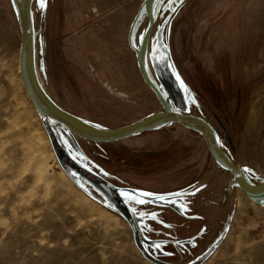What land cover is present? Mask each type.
I'll list each match as a JSON object with an SVG mask.
<instances>
[{
    "label": "rangeland",
    "instance_id": "rangeland-1",
    "mask_svg": "<svg viewBox=\"0 0 264 264\" xmlns=\"http://www.w3.org/2000/svg\"><path fill=\"white\" fill-rule=\"evenodd\" d=\"M145 3L32 0L36 70L60 109L106 130L162 110L135 55ZM152 18L145 48L165 102L207 121L257 184L264 0H165ZM19 48L14 3L0 0V264H264V203L237 191L199 133L169 124L114 143L81 140L33 108ZM141 191L182 195H171L175 205L123 195Z\"/></svg>",
    "mask_w": 264,
    "mask_h": 264
},
{
    "label": "water",
    "instance_id": "water-1",
    "mask_svg": "<svg viewBox=\"0 0 264 264\" xmlns=\"http://www.w3.org/2000/svg\"><path fill=\"white\" fill-rule=\"evenodd\" d=\"M17 13L20 32L19 71L20 77L33 108L46 119L62 126L73 136L96 144H107L125 140L138 134L147 133L163 126L173 124L199 133L205 143L208 153L215 163L224 169L234 180L236 186L244 196L254 202H264V176L260 183L252 184L244 171L236 165L221 148L211 125L204 119L190 114H183L172 110L165 102L157 86L146 77L139 62L140 49L145 47L153 28V18L148 16V25L142 40V47L135 50L138 72L143 83L152 91L162 110L140 121L121 126L116 129L106 130L96 127H86L79 124L76 118L60 109L41 89L37 80L33 56V32L31 23L32 0H12ZM151 0H146L145 10ZM110 191H115L113 185L103 182ZM121 207L124 206L119 202ZM133 237L137 239V229L134 223L130 224Z\"/></svg>",
    "mask_w": 264,
    "mask_h": 264
},
{
    "label": "bare ground",
    "instance_id": "bare-ground-1",
    "mask_svg": "<svg viewBox=\"0 0 264 264\" xmlns=\"http://www.w3.org/2000/svg\"><path fill=\"white\" fill-rule=\"evenodd\" d=\"M165 0H151L150 1V3H149V5H147V9L145 10V12L144 13H148V14H150L151 16H153V15H155V13L159 10V8H160V6L162 5V3L164 2ZM142 11V10H141ZM141 13V12H140ZM145 16V15H144ZM140 24V23H139ZM33 47H34V34H33ZM33 56H34V48H33ZM139 62H140V64H141V67H142V69H143V71H144V73H145V75H146V77L149 79V81H151L152 83H154L155 84V82H154V78H153V76L151 75V71H150V68H149V60H148V56H147V52H146V48L145 47H143V48H141L140 49V53H139ZM34 66H35V61H34ZM35 72H36V69H35ZM36 76H37V80H38V82H39V85H40V87H41V89L43 90V92L46 94V96L49 98V99H51L50 97H49V95H48V92L44 89V87H43V84H42V80L39 78V76L37 75V72H36ZM262 88V87H261ZM259 89L258 91H257V93H256V97H258V96H260V90H262V89ZM3 90H4V88H3ZM3 94V91H2V89L0 88V96ZM261 94H262V92H261ZM3 96V95H2ZM255 96V95H254ZM259 100V99H258ZM255 102H256V100H255ZM254 103V102H253ZM77 120V122L79 123V124H81V125H83V126H86V127H90V125H88L87 123H85V122H83V121H80V120H78V119H76ZM217 141H218V139H217ZM237 191H239V193L242 195V196H244V194L240 191V189L238 188V186H237ZM84 195V194H83ZM84 197H86L85 195H84ZM245 197V196H244ZM87 198V197H86ZM247 199V198H246ZM249 202H252V201H250L249 200ZM252 203H254V202H252ZM262 203H264V202H260V203H258V204H262ZM232 228H234L233 227V225L231 226ZM249 258H253L252 257V254H249ZM253 264V263H252Z\"/></svg>",
    "mask_w": 264,
    "mask_h": 264
},
{
    "label": "snow or ice",
    "instance_id": "snow-or-ice-1",
    "mask_svg": "<svg viewBox=\"0 0 264 264\" xmlns=\"http://www.w3.org/2000/svg\"><path fill=\"white\" fill-rule=\"evenodd\" d=\"M40 6L44 7V0H39ZM153 59H155V55L153 56ZM179 79V77H177ZM125 195L127 201L129 203H135V204H145V203H155L157 205H163V204H177V200H173L171 199V195H175L177 196V199H179V197L182 195V193H175V194H169V195H161V194H155V193H151V192H145V191H141L138 193H134V194H129V193H125L123 194ZM144 198H149V199H144ZM181 211H184L185 208L184 206L180 207ZM135 209H133V212L135 214ZM142 215H148L147 213H143ZM152 219H156V216H152ZM161 246L159 244L155 245V248L159 249Z\"/></svg>",
    "mask_w": 264,
    "mask_h": 264
},
{
    "label": "crops",
    "instance_id": "crops-1",
    "mask_svg": "<svg viewBox=\"0 0 264 264\" xmlns=\"http://www.w3.org/2000/svg\"><path fill=\"white\" fill-rule=\"evenodd\" d=\"M35 37V36H34ZM34 40H35V38H34ZM36 60V56H35V51H34V61ZM35 69H36V66H35ZM36 72H37V70H36ZM37 75L39 76V74H38V72H37ZM39 78H40V76H39ZM41 79V78H40ZM52 83H53V86H54V88H56L57 87V84H56V82L54 81V79H52ZM42 84H43V81H42ZM43 87H44V84H43ZM44 89H45V87H44ZM46 90V89H45ZM49 95V94H48ZM264 176V175H263ZM263 176H262V178H261V180L258 182V183H260L261 181H262V179H263ZM257 183V184H258Z\"/></svg>",
    "mask_w": 264,
    "mask_h": 264
}]
</instances>
